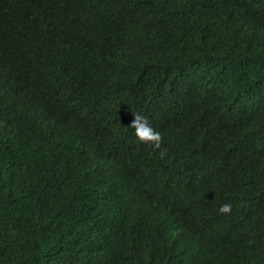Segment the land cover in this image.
I'll list each match as a JSON object with an SVG mask.
<instances>
[{"label":"trees","instance_id":"trees-1","mask_svg":"<svg viewBox=\"0 0 264 264\" xmlns=\"http://www.w3.org/2000/svg\"><path fill=\"white\" fill-rule=\"evenodd\" d=\"M0 264H264V0H0Z\"/></svg>","mask_w":264,"mask_h":264},{"label":"clouds","instance_id":"clouds-1","mask_svg":"<svg viewBox=\"0 0 264 264\" xmlns=\"http://www.w3.org/2000/svg\"><path fill=\"white\" fill-rule=\"evenodd\" d=\"M130 127L134 129L135 136L141 141L151 143L153 147L159 148L162 142V135L160 131L155 129L149 123L145 116L134 114V119L131 121ZM232 208L231 203H224L221 205L219 211L221 213L230 212Z\"/></svg>","mask_w":264,"mask_h":264}]
</instances>
